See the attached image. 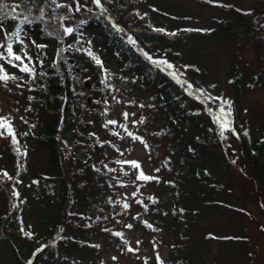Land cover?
<instances>
[{
	"label": "rangeland",
	"instance_id": "obj_1",
	"mask_svg": "<svg viewBox=\"0 0 264 264\" xmlns=\"http://www.w3.org/2000/svg\"><path fill=\"white\" fill-rule=\"evenodd\" d=\"M211 2L219 5L211 6L197 0H131L130 5H134L135 12L128 16V22L132 24L127 26L140 29L146 21V14H152V18H162L161 25L164 21L168 22L163 27L175 32L183 33L187 27L206 31L228 28L227 34L231 36L227 39L213 40L202 36L200 40H193L191 48L195 58L182 46L178 47L180 53L177 54L149 55L154 63L166 61L171 64L172 67L168 68L167 64L156 63L168 73L175 71V79L187 86L191 85L190 82L177 69L183 65L189 67L188 64L194 61L201 65L200 80L208 85L212 95L192 85L188 86L187 91L191 94V100L202 106L216 122L223 147L231 158L229 176L225 178L220 173L215 177L210 175L218 182L216 186L221 195L225 185L226 196L218 198L213 213L208 214L209 209L202 204V197L198 198L192 192L193 186H189L177 170L165 162L172 153L168 149L167 137L160 134L165 122L162 110L152 106L148 100L153 91L139 88L127 91L117 86L108 104L111 120L116 123L99 124L96 128L97 123L92 122L85 129L89 141L96 136V139L106 143L101 145L100 151L95 152L94 159L99 168L107 171V179L100 186L96 184L98 189L89 190L87 196L76 190L79 185L74 182L75 161L69 160L76 151V138L85 139V136L76 132L68 144L61 141V152L71 184L68 207L51 240L57 251L55 264H173L177 256L183 257L185 264H264V191L259 190L255 172L250 168L249 161L245 160L241 135L235 129L234 122L236 106L242 113L241 131L246 132L251 126L258 129L264 127V0ZM78 5L80 7L81 0H77L74 7ZM79 15L77 11L71 13L67 22L69 27L79 23ZM99 29L101 26L89 23L83 25L80 31L81 35L88 34V41L96 42L97 37L91 31ZM124 32L127 38H131L128 30ZM5 34L6 28H0V40ZM24 43L28 45L26 51L32 57L31 67L48 52L46 44L31 34L24 37ZM19 47L14 45V50ZM0 64L9 74L23 77L21 80H10L7 85L0 82V117L10 119L16 136L30 127L32 122V119H27L25 111L26 81L32 76L12 68L4 61H0ZM234 65L242 77L237 87L232 82ZM86 88L88 93L93 92L91 87ZM220 107L230 115H222ZM124 113L129 114L127 119ZM92 130L97 134H91ZM0 131L5 133L0 136V164L11 171H22L23 179L16 177L15 191L20 190L26 195L24 214L35 225L37 218L50 208L49 204H40L41 200L33 198L28 190L30 180L43 173L47 164L46 148L35 137L33 141L25 142L27 148L23 157L18 155L10 159L8 147L12 139L6 130ZM128 132L140 137L144 143L133 140ZM67 136L62 135L61 139ZM91 144L96 145L93 139ZM181 149L173 153L174 164L181 158ZM132 161L138 162L140 167L133 168L126 163ZM140 172L153 179H137ZM1 181H5V178H1ZM176 196L178 200H189L186 201L189 205L188 216L182 214L179 218L175 217ZM223 201L233 207L224 205ZM125 203L129 208L123 207ZM144 203L152 204L155 215L150 217L149 214V218H146ZM1 204L0 198V207ZM82 222L84 224L80 226ZM129 224L131 228L126 227ZM73 241L78 244L75 245ZM174 243L179 246L177 253ZM64 253L73 255L75 261L65 260ZM0 264H15L11 253L2 247Z\"/></svg>",
	"mask_w": 264,
	"mask_h": 264
},
{
	"label": "trees",
	"instance_id": "obj_2",
	"mask_svg": "<svg viewBox=\"0 0 264 264\" xmlns=\"http://www.w3.org/2000/svg\"><path fill=\"white\" fill-rule=\"evenodd\" d=\"M76 1L57 0L67 7L56 8L49 0L44 21L25 25V32L43 41L48 52L45 57L36 60L32 66L35 75L26 81L28 91L25 111L28 114L27 119H32V122L30 127L16 135V144L10 141L8 157H23L27 140L33 141L36 137L41 141L46 148L47 164L43 173L33 176L30 180L28 190L33 198L41 200L40 204H49L50 208L32 225L24 214L26 195L20 193V190L15 191L16 177L22 180V171H11L7 166L0 164V247L11 253L15 264H28L29 260V264L56 263L57 251L51 240L68 207L71 184L63 151L61 152V141L68 144L76 132L85 136V139L76 138V151L68 149L75 152L69 160L75 161L74 182L79 185L76 188L79 194L83 192L87 196L89 190L98 189L96 184L100 186L107 179V171L99 168L94 159L95 152L100 151L101 145L106 143L96 139V136H92L89 141L85 129L92 122L97 123V128L99 124L104 125L113 119L108 104L113 89L117 86L127 91L134 88L153 91L148 100L152 106L162 110L165 122L160 128V134L167 137L168 149L172 153L165 162L169 167L175 168L189 186H193L192 192L196 193L198 198L202 197V204L209 209L208 214L213 213L212 209L217 205L218 198L226 196L225 185L221 195L216 186L218 182L212 179L219 173L224 177L229 176L232 162L223 147L216 122L202 106L191 100L188 86L177 81L172 72L168 73L159 64L154 63L149 55L177 54L180 53L178 47L182 46L195 58V52L191 48L193 40H200L202 36L213 40L227 39L231 36L227 34L228 28H211L207 31L190 29L183 33L172 30L166 32L163 25L168 22L164 21L161 25V17L152 18V14H148L140 29H130L127 25L132 23L128 22V16L135 12L134 5H130L131 0H99V5L94 0H81L80 10L77 11L81 19L72 27L73 33L67 35L63 29L69 27L67 22L71 13L76 11ZM197 1L210 4L203 0ZM43 2L44 0H38V6ZM33 15H38V12L33 10ZM148 16L151 18L148 19ZM115 22H118V28ZM16 23L18 21L8 19L0 28H6V33H10L14 31ZM89 23L101 26L98 31H91V34L94 33L97 37L96 42L88 41L87 33L81 35L82 26ZM126 29L131 38H127L124 32ZM89 50L102 62L103 67L87 55ZM188 65L189 67L183 65L187 68L179 66L177 70L193 87L211 94L208 85L200 80L201 65L195 61ZM232 74L233 86L237 87L242 79L241 74L236 67ZM86 87H91L93 92L88 93ZM234 107L235 129L241 135L245 160L249 161L250 168L255 172L259 190L264 191V127L258 129L251 126L246 132L241 131V109ZM91 132L93 135L97 134L95 130ZM62 135L68 136L61 139ZM92 139L96 145L91 144ZM180 147L181 158L174 164L173 153ZM1 178H5V181L2 182ZM170 184L173 187V184ZM176 193L179 195V192ZM186 201L189 200H178L176 196V218L187 214L189 205ZM224 205L233 207L226 202ZM143 206L146 218H149V214L150 217L155 215L151 203H144ZM83 224L84 222L80 226ZM174 248L177 253L179 246L174 243ZM63 258L75 261L74 256L69 253H64ZM182 258L177 256L173 264H185Z\"/></svg>",
	"mask_w": 264,
	"mask_h": 264
},
{
	"label": "snow or ice",
	"instance_id": "obj_3",
	"mask_svg": "<svg viewBox=\"0 0 264 264\" xmlns=\"http://www.w3.org/2000/svg\"><path fill=\"white\" fill-rule=\"evenodd\" d=\"M94 2L97 5H99V0H94ZM50 3L54 4L56 8L67 7L66 5H62L58 3L57 0H50ZM48 4H49V0H44L43 4L40 6H38V0H18V2H12V3H9L8 0H0V25H2L3 22L8 19H11L12 21H18V23L15 24L14 31L10 33H6L3 37V42H0V49H3V51L0 52V61H4V63L10 65L12 68H16L20 72L33 77L35 75V69L30 66L32 64V57L26 51L28 45L24 43V37L27 36V33L25 32V25H32L34 23L43 22L45 18V8L48 6ZM33 10L38 12V15L34 16ZM79 10L80 7L78 5L76 11ZM154 30L163 31L162 29H154ZM63 31L65 34L70 35L73 33L74 30L71 27H65ZM171 35H175V33H171ZM33 44H35V41H33ZM14 45H19L20 47L14 50ZM35 46L38 48L44 47V45H35ZM87 55H89L93 60H95L97 65L103 67L102 62L97 57H95L90 50L87 52ZM156 63L167 64L168 68L172 67V65L168 64L166 61H160ZM21 79H23V77H19L14 74H9L5 70L4 66L0 64V82H2L4 85H7V83L10 80L16 81ZM17 86L19 87L20 85ZM188 86L191 87V85ZM225 103L228 102L225 101ZM219 111L222 115H230V113L228 114L224 113L223 107H220ZM123 115L124 118L127 119L129 114L124 113ZM217 119L219 120L220 117H217ZM115 123H116L115 121H111V120L108 121V124H115ZM121 127H125V126L121 125ZM223 127L224 125H222V128ZM0 130H6L7 135L10 136L12 139V143L13 144L17 143L14 130L11 126V121L8 117H0ZM125 131H127L126 128ZM4 134H5L4 131H0V136H4ZM245 135H247V133H245ZM128 136L131 137L133 140H139L141 143H144V141L140 137L133 136L131 132H128ZM145 147H147V144H145ZM126 163H130L133 168L140 167L139 163L135 161L126 162ZM110 171H115V169H110ZM4 175H7V173H4ZM125 175H127V173H125ZM9 178L11 179V177ZM137 179L151 180L153 178L146 176L143 172H140V174L137 176ZM16 195L18 196V193H16ZM123 207L127 209L129 208V205L125 203L123 204ZM148 226L151 227V225ZM126 227L131 228L132 225L129 224L126 225ZM25 234L29 235L28 233ZM115 235L120 236L121 233H115ZM93 247H99V246L93 245ZM129 251H132V249H129ZM113 259H115V257ZM157 259L159 260V257H157Z\"/></svg>",
	"mask_w": 264,
	"mask_h": 264
}]
</instances>
